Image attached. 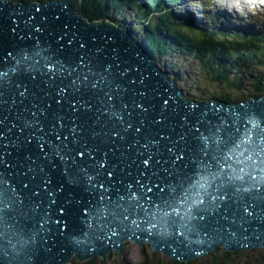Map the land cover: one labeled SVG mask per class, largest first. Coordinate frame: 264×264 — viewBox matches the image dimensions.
<instances>
[{
    "label": "water",
    "instance_id": "obj_1",
    "mask_svg": "<svg viewBox=\"0 0 264 264\" xmlns=\"http://www.w3.org/2000/svg\"><path fill=\"white\" fill-rule=\"evenodd\" d=\"M43 4L46 5L48 2L19 3L11 0H0L1 58H6L8 57V54H13L12 61L16 59L17 63H19L21 56L25 57L24 53H26L27 56L31 53L33 54L32 58H35L37 46L41 45V42H39L37 39L42 38L44 41V46L47 49V54L50 53V45H60L61 52L66 51L69 53V57H66L64 60H66L67 63H72V65L75 66L74 64L76 63L74 59L80 57L79 55L82 54L81 51L83 50L82 46L79 47V45H81L80 40L85 39V36L83 35H85L86 32L92 29V31L96 32L97 36L111 35V43H113V45H111L112 48L108 49L110 52H106V56L99 55L98 53L97 55L99 58L93 57L92 55L83 58L80 57L79 60L84 62V64H86L85 66L88 67L83 68V66H81L76 72L70 73L69 78L74 80L75 77H82L86 73L85 70V73L82 74V69L95 66L96 70L99 66H101V64H103L105 67L112 68V71H110L107 76H104L105 78L107 77L108 82L110 81L109 85L112 86L115 83L117 84L113 90L109 89L106 84H100V89H91L94 93L93 97L97 99V102L99 103L100 99L103 101V104H100L101 107L112 108L113 111L117 110V112L122 115L130 113L133 114V111H144L146 115H150L152 117H156L154 114H157L158 111H163L160 108L161 104L164 102V97L160 94V91L155 90L154 87L150 85L152 77L151 73L154 72L152 65L154 64L151 61H148L151 62L148 65L147 63L142 64L143 61L140 59V56L136 58L138 53L133 51L131 46L133 44L130 41L127 43L125 37H123V34L115 24L109 27L108 25H105V21H103V23H101V21L86 23L83 18L73 14L70 18H72L74 22L77 20L85 22L84 25H87V30L77 34H72L69 32L71 41H69L68 38L67 41L61 40L56 42L55 38L58 37L60 31L64 30L62 28L59 29V27L58 29L53 30V25L51 24H55L56 20L55 18L52 20V16L42 15L41 17L39 5ZM53 6L54 5L51 6V3L49 4L48 11L50 13L56 11V9H52ZM60 12L61 13L59 14L63 13V11ZM56 14H54V17ZM63 16H66V14ZM74 18L77 20H74ZM41 19H44V23L43 21L39 22ZM87 22H89V20H87ZM41 23L43 26H40ZM62 25H64V22H62ZM51 30L56 32H52ZM48 31L51 33V37H45L49 36ZM62 36H65V32ZM117 40H123L122 45L116 46L115 43ZM67 47H69V51H67ZM123 49H125V51ZM75 53H77V55H75ZM89 54L93 53L89 52ZM28 58L30 59V57ZM56 58L57 56L55 54L51 57V59L54 60ZM136 59H139V62H137ZM89 60H92L91 65H88ZM120 61H122V63L127 61V63L123 66V64H120ZM3 66L5 67L4 63L1 62L0 68ZM145 72L149 73L150 75L148 80H146L144 76L142 77ZM97 77V81H99V83L104 81V77L99 76V73ZM121 77H123V79H121ZM119 81H121L125 87H123ZM71 83H73V81H71ZM165 83H167V85L173 89V86L169 82L165 81ZM167 85H165V87L169 89ZM72 93L74 96L73 99H75V97L79 99L78 95L81 93V90L73 91ZM178 94H175V99H180ZM108 95L113 97V100H106L104 102L105 98L109 99ZM3 97H6V94L0 90V100H3ZM63 99H67V97L63 96ZM81 99H79V101H81ZM144 104L153 106V111H150L153 113L150 114V112H148L149 110H145L143 106ZM82 105L83 104L81 103L80 106ZM71 114L66 113L65 116L69 117ZM171 115H174L172 117V121L169 120L171 117H169V119H165L163 117V121L171 123V125L178 122H183L180 112L179 115L173 113ZM101 117H103V115H101ZM101 117L99 118L101 119ZM105 117H107V115H105ZM124 119L126 122H128V117H125ZM131 119L133 122V118ZM143 120L145 119L142 116L140 121L138 118L135 119V121L138 123L140 122L143 124L142 126H145L144 129L150 128L156 123H150L149 121ZM121 121L122 120L118 121L120 125L123 124ZM163 121H161V123H163ZM218 122L219 121H217V123ZM107 125H109V123H107ZM205 125L207 124H200L197 127L203 132V134H205V138L210 139L211 137H214L212 140L221 141L223 129H214V127L206 128ZM142 126L139 127L143 129ZM206 130L221 132H219V134L217 133L218 135H211L210 132ZM163 132L169 133L170 129L167 127V129H163ZM3 139L5 140V137ZM6 140L10 142L11 138L6 136ZM22 148L23 147L13 146L12 144L7 146V149L11 150V155L7 157L8 164L6 166H4V164L0 166V174L2 173L3 177H5L7 180H13L17 176L25 178L31 177V173L34 172L31 168H35V170L38 172L41 170H46L45 172H47L51 169V166L53 169L60 170V167H58V162H53L50 164L49 161L46 160V158L42 155L39 162L35 161V163H33L34 167H32L30 162L33 160V155L30 149L22 150ZM37 149L39 148L37 147ZM41 151L45 153L46 149H41ZM224 151L227 152L225 149ZM224 157H228V155L225 154L224 156V154H221L218 159ZM39 164H43L44 167L43 165L40 166ZM216 164L219 165L217 162ZM37 171L35 172L37 173ZM58 178V182L62 183L60 180L61 177L59 176ZM105 183L110 184L109 182ZM212 184H214L215 187H220L226 184L225 187L230 189L232 194L225 193L228 195L227 197L219 195L215 197V190L211 187ZM35 186H37V184H35ZM197 187L187 188L180 191V193H189V196L186 204L183 206L178 205L180 207L178 216L172 213L171 208L166 206V201H169L170 198L175 196V194H173L168 199H163V197H167V195H161V199H163L162 202L158 201V198L156 197L153 198L157 204V208L154 210V212H162L163 215L157 217L156 221L154 218V223H152V226L154 229H159L160 227V229L163 231V243L166 245V248H168H164L162 250L154 248L155 250H159L160 252L174 259L182 261L212 251L219 245H221L223 249L227 250H239L255 246H264V193L262 190H259L253 185L249 188H241L235 184V181H231L228 179V177L224 176L212 182L210 185ZM197 191H200L202 194L198 193ZM233 191H235V193H233ZM71 192L78 195L80 194L79 191H75V188L70 190V194ZM168 192L171 193L172 191L170 190ZM56 193H59L57 189L55 192H52V194ZM217 198H219L220 204L217 202ZM164 202L165 204H163ZM33 204H38L37 207L39 208V211H37V219L35 220V227L32 229L33 231L24 233L21 235L22 237L15 242H12V240H4L5 237L0 235V264H67L71 261L73 254H75L80 261L86 260L93 255H99L100 258H102L111 249V245L109 243H111L115 248H118L120 251L122 238L125 237L122 234L106 236L105 238L101 239L96 238L92 240V243L85 244L84 240L87 238L86 231L91 228V226L78 224L77 217L69 225V223H67L69 221L68 218L59 214V208L62 205L60 200H57L56 203L50 202L47 198H43V201L34 200L31 205ZM16 206L21 207L22 203L18 202L16 203ZM40 207H42L43 210H40ZM73 211H75V208ZM166 213L170 215H166ZM15 214L17 215L18 219H21L22 215L25 216V218L29 216V212L24 211L23 209ZM73 215H76L75 212H73ZM193 215L196 217L192 218L191 216ZM33 216L34 215H32V217ZM39 220L42 222L40 227L38 226ZM10 224L15 225L16 222L12 221ZM135 226L138 229H135L133 233L139 235V228H143V224L136 223ZM92 227L94 228V225H92ZM183 233L189 234L187 237V242H184L188 244L187 248L186 246L181 247V242L183 239H186V235L184 236ZM95 235L97 237V233ZM133 241L136 242V240ZM142 244L139 245L142 246Z\"/></svg>",
    "mask_w": 264,
    "mask_h": 264
},
{
    "label": "trees",
    "instance_id": "obj_2",
    "mask_svg": "<svg viewBox=\"0 0 264 264\" xmlns=\"http://www.w3.org/2000/svg\"><path fill=\"white\" fill-rule=\"evenodd\" d=\"M16 1L31 2L33 0ZM68 1L74 10L85 16L88 20L97 19L98 13H95V10L100 11V9H103L106 2L109 5L108 8L114 9V11L118 12V15L120 13V19H122L121 17L123 16V11L127 9L128 6L133 7V5L137 8V11L135 12L139 20L145 21L148 16H151L150 19L146 20L148 22L146 25L148 31L144 33V38L152 54L154 56L160 55L162 57H166L171 53L188 56L195 60L194 62H196L197 66L201 70L198 74L196 73L193 75V79L197 80L195 83L196 86H194L192 90H189L193 96L206 94L209 95L210 98L212 97L217 100L230 101L232 100L231 97L234 95L230 91L233 88L241 93L246 92L249 95L256 94L264 89V43L260 45L259 43L261 42L257 41L255 42V45H252V43L247 41L240 44L237 41L226 42L214 38L208 40L193 36L189 39H185L181 33H177V29H175L171 23V19L169 18L171 16L168 13L161 11L162 8L156 6L155 0H149L151 3L148 5H141V3L136 5L131 0H84V2L78 0ZM156 1L158 3L160 1L161 4L163 3L161 0ZM95 6H97V9H95ZM156 15L158 17H156ZM124 20L125 19H122V21ZM141 30L142 32L145 30L143 25ZM239 46H242L244 49L239 48ZM233 48H235V50ZM225 58H229V60L234 61H227ZM242 61H244V63ZM234 62L239 63L238 66H233L232 64ZM175 65V62H171L172 69ZM250 65L261 66L262 71H256L254 81L248 85V88H245L243 85L244 82L246 83L248 79L252 78L251 74L245 71V69ZM202 80L217 82L220 86V90L217 93L210 94L204 87L202 91H199L198 85H202L200 84ZM242 98H244V96H241V99ZM80 262L72 261L69 264H82ZM176 263L196 264L193 261H189L188 263ZM233 263L234 262L228 257V253L218 257L213 256L211 258V264ZM84 264H106V258L92 257ZM140 264L167 263H161L160 261H154V259L148 260L145 258V261Z\"/></svg>",
    "mask_w": 264,
    "mask_h": 264
},
{
    "label": "rangeland",
    "instance_id": "obj_3",
    "mask_svg": "<svg viewBox=\"0 0 264 264\" xmlns=\"http://www.w3.org/2000/svg\"><path fill=\"white\" fill-rule=\"evenodd\" d=\"M81 2H84V0H78ZM120 1V0H117ZM109 2V1H108ZM89 3V2H88ZM87 3V4H88ZM110 3V2H109ZM104 4V3H103ZM107 2L105 3L103 9H100V11H96L95 13H98V17H106L110 18L111 20L120 22L119 20L124 19L122 16L120 19V13L118 15V12L114 11V9L108 8ZM95 9H97V6H95ZM198 10H207L202 6L198 7ZM129 11V10H128ZM126 12V11H125ZM130 13V12H129ZM96 15V14H95ZM129 18V15L127 16ZM126 17V18H127ZM128 21H121L122 27L128 26ZM133 17V22L131 23V26H133L137 31L138 34H142L141 30V23H138ZM135 23V24H134ZM148 22L146 21V24ZM139 27V28H138ZM202 27V26H200ZM136 37L135 35H133ZM156 63L159 67H163L164 62L160 61L158 58H156ZM168 61H172L176 63V68L172 69L176 71L177 69L180 70V78H182L181 81V88L183 89V92L186 90V86H189L190 90L196 86L197 80H194L193 78H189V73H199L201 70L198 66H195V63L192 58L188 56H181L179 54H170L168 56ZM236 63V62H235ZM166 64V69H168V63ZM239 64V63H236ZM247 73H250L252 76H255L256 71H259V69L254 68V66H249L245 69ZM187 73V74H186ZM251 76V77H252ZM254 81V78L248 79L247 84L244 82V87L248 88V85ZM202 85H198L199 91H202L205 87L207 92L210 94L217 93L220 90V86L217 82L212 81H206L202 80L200 82ZM231 93L235 95L237 99H241V96H246V92L241 93L240 91H237L235 88L230 90ZM193 95V94H192ZM201 98H207L209 99L210 96L203 94L200 96H193L194 100H199ZM228 253V257L234 262L233 264H264V247H255V248H249V249H240L236 251H229L223 249L221 246H218L216 250L209 252L208 254H204L203 256L197 257L194 260H192L196 264H211V258L213 256H222L223 254ZM93 257H98L97 255H94ZM106 258V264H140L141 262L145 261V258L148 260L154 259V261H160L161 263H167V264H177V261H174L170 257L164 255L161 252L154 251L149 245L145 244L143 247L129 239L128 241L123 242V245L120 249V251H115L113 248L110 249V252L105 255ZM73 261H78V259L75 257V255L72 257ZM80 262V261H78ZM87 260L82 261L80 263L84 264ZM187 263V262H184Z\"/></svg>",
    "mask_w": 264,
    "mask_h": 264
},
{
    "label": "clouds",
    "instance_id": "obj_4",
    "mask_svg": "<svg viewBox=\"0 0 264 264\" xmlns=\"http://www.w3.org/2000/svg\"><path fill=\"white\" fill-rule=\"evenodd\" d=\"M11 1H14V2H19V3H46V2H50V1H61V0H46V1H41V0H33V1H31V2H23V1H16V0H11ZM66 2H69L68 0H66ZM69 5L71 6V4L69 3ZM72 7V6H71ZM76 11V10H75ZM80 16L82 15V14H80L79 12H77ZM136 13V12H135ZM135 13H133V8H132V14L134 15ZM127 13H125V15H126ZM83 16V15H82ZM85 17V16H84ZM149 17H151V16H149ZM83 18V17H82ZM86 18V17H85ZM87 19V18H86ZM99 21H103L104 19H107V18H103V17H98L97 18ZM147 19H149V18H147ZM146 19V20H147ZM88 20V19H87ZM136 21H138L139 23H141V25H143L144 27H145V31L141 34L142 36L137 40V42L139 43V44H142L143 46H144V49H143V51H144V53L145 54H151L150 56L148 55V57H149V59H150V61L155 65V63H156V58H158L160 61H163L164 62V64H163V67L160 69V70H162V72H165L167 75L165 76V77H169V79L170 80H173L177 85H180L181 84V81H179V80H182V78H180V70L179 69H177L176 71H174V70H172V68H171V62L172 61H168V56L170 55H167L166 57H162V56H160V55H153L152 54V52L150 51V49L148 48V45H147V43H146V40H145V38H144V33L145 32H147L148 30V28L146 27V20L145 21H143V20H139L138 18H137V16H136V19H135ZM111 23H113V21H111ZM178 27V26H177ZM127 35V34H126ZM181 35H183V34H181ZM183 37H187V35L186 36H184L183 35ZM182 37V38H183ZM185 39H189V38H185ZM141 40H143V42H141ZM172 55L174 54V53H171ZM166 59V60H165ZM155 62V63H154ZM165 63H168V69H166V64ZM156 67H158V65L156 64ZM174 68H176V65H175V67ZM173 68V69H174ZM187 74V73H186ZM194 74H196V73H194ZM194 74H192V73H189V75H188V77L189 78H193V75ZM252 78H255V77H252ZM174 87V86H173ZM189 86H186V91L184 92L185 93V97H187V95H189L190 96V98L191 99H193V95H192V93L189 91ZM194 100V99H193ZM125 241H128V239L127 240H125ZM133 241V240H132ZM135 242V241H134ZM136 243V242H135ZM138 244V243H137ZM145 244H147V245H149L151 248H152V246L149 244V243H147V242H145V243H143L142 244V246L141 247H143V245H145ZM122 245H123V243H122ZM139 245V244H138ZM219 246H221V245H219ZM122 247V246H121ZM218 247V246H217ZM216 247V248H217ZM222 247V246H221ZM255 247H260V246H255ZM255 247H251V248H255ZM264 247V246H263ZM216 248L214 249V250H216ZM223 248V247H222ZM153 249V248H152ZM247 249H249V248H247ZM115 250V249H114ZM154 251H159V250H155V249H153ZM214 250H212V251H214ZM225 250H227V249H225ZM240 250V249H239ZM116 251V250H115ZM229 251H236V250H229ZM110 252V251H109ZM160 252V251H159ZM209 252H211V251H209ZM209 252H206V253H204V254H208ZM162 253V252H161ZM164 254V253H163ZM204 254H202V255H199V256H196V257H194V258H191V259H187V260H177V259H174V258H172V257H170V256H168V255H166V254H164V255H166V256H168V257H170L171 259H173L174 261H177V262H179V263H184V262H189V261H192V260H194L195 258H197V257H200V256H203ZM75 254H73L72 255V257L74 256ZM107 255V254H106ZM94 256V255H93ZM92 256V257H93ZM98 257H100L99 255H97ZM72 257H71V261L69 262V263H71L72 261H73V259H72ZM75 257H76V255H75ZM92 257H90V258H88V259H91ZM105 256H103L102 258H104ZM77 258V257H76ZM78 259V258H77ZM88 259H86V260H88ZM78 261H80L79 259H78ZM83 261H85V260H83ZM69 263H67V264H69Z\"/></svg>",
    "mask_w": 264,
    "mask_h": 264
},
{
    "label": "snow or ice",
    "instance_id": "obj_5",
    "mask_svg": "<svg viewBox=\"0 0 264 264\" xmlns=\"http://www.w3.org/2000/svg\"><path fill=\"white\" fill-rule=\"evenodd\" d=\"M249 159H251V157H249ZM196 183H199V181L196 180ZM200 186L202 187L203 185H200ZM188 196H189V193H187V192L176 193L175 196L170 198L169 201H166V206L168 208H171L172 209V213H174V214H176L178 216L179 215V211H180V207L179 206H183L184 204L187 203ZM166 215H170V214L166 213Z\"/></svg>",
    "mask_w": 264,
    "mask_h": 264
},
{
    "label": "bare ground",
    "instance_id": "obj_6",
    "mask_svg": "<svg viewBox=\"0 0 264 264\" xmlns=\"http://www.w3.org/2000/svg\"><path fill=\"white\" fill-rule=\"evenodd\" d=\"M231 2H233V0H230ZM122 20H120V22H121ZM117 26V25H116ZM170 83V82H169ZM172 86H173V84L172 83H170ZM158 252V251H157Z\"/></svg>",
    "mask_w": 264,
    "mask_h": 264
}]
</instances>
